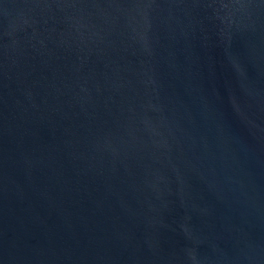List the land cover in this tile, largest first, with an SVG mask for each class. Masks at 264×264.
I'll return each mask as SVG.
<instances>
[{
  "label": "water",
  "instance_id": "obj_1",
  "mask_svg": "<svg viewBox=\"0 0 264 264\" xmlns=\"http://www.w3.org/2000/svg\"><path fill=\"white\" fill-rule=\"evenodd\" d=\"M0 264H264V0H0Z\"/></svg>",
  "mask_w": 264,
  "mask_h": 264
}]
</instances>
